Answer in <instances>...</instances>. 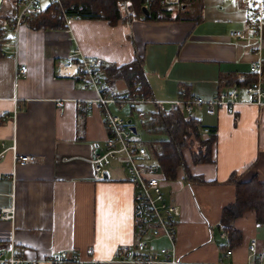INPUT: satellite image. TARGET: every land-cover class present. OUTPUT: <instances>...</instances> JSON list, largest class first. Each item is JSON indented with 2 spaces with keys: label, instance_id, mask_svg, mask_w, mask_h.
I'll return each instance as SVG.
<instances>
[{
  "label": "crops",
  "instance_id": "0c3cea01",
  "mask_svg": "<svg viewBox=\"0 0 264 264\" xmlns=\"http://www.w3.org/2000/svg\"><path fill=\"white\" fill-rule=\"evenodd\" d=\"M14 1L0 0V23L7 22ZM198 1L199 14L180 20L172 19V12L173 17L162 21L140 18L111 25L80 19L63 28L37 30L23 21L16 60L0 54V209H13L12 219L0 220V250L5 255L13 242L15 251L33 264H51V255L60 251L87 259L88 248L100 264H124L114 261L115 251L134 243L137 233L123 159L111 162L107 179H93L89 159L103 149L105 128L95 104L84 111L76 102H93L98 92L84 89L77 78L58 77L55 67L78 61L70 57L72 51L100 58L106 87L125 93V81L105 78L104 70L128 64L138 55L150 98L171 101L183 87L189 95L209 99L237 87L240 98L247 100L237 77L249 80V66L256 59L253 30L246 22L250 0ZM41 3L47 7L46 1ZM230 31H240L246 39L229 37ZM261 54L264 58V41ZM17 65L27 67L25 77H15ZM109 109L120 115L126 107ZM197 120L199 129H214L210 162L195 164L183 150L193 179L185 180L178 168L162 188L176 207V254L183 264L244 263L254 237L264 258V223L256 221L252 210L233 221L241 238L232 249L221 250L227 236L221 239L219 228L221 210L234 198L232 180L243 183L256 177L264 182V105H238L233 115L201 112ZM11 146L19 155L34 156L35 162L13 166ZM167 246L162 238L153 242L155 250ZM226 250H231L227 257Z\"/></svg>",
  "mask_w": 264,
  "mask_h": 264
},
{
  "label": "built area",
  "instance_id": "2783aa9c",
  "mask_svg": "<svg viewBox=\"0 0 264 264\" xmlns=\"http://www.w3.org/2000/svg\"><path fill=\"white\" fill-rule=\"evenodd\" d=\"M42 0H15L9 13L7 22L0 23V54L7 55L16 60L18 52V31L27 18H35L43 9ZM47 6L57 8L64 23L73 20H80V16L74 13V6H63L62 0H44ZM151 1V0H149ZM183 0H160L161 4L178 5ZM232 1V0H227ZM147 7V5H144ZM246 22L253 30L252 47L255 48L256 59L250 63L249 80L243 75L237 77V84L248 96L242 100L237 87L220 90L215 96L204 99L199 96H186L182 87L178 89L177 97L171 101H160L149 97L127 94L116 90H109L101 79L103 75V61L100 58H84L78 51H72L70 57H78L76 62H58L55 73L58 77L77 78L84 89L92 88L98 92L97 98L93 101L76 102L77 109L89 111L92 104H95L100 111L104 124L106 138L102 150L94 151L89 159L92 166V177L99 181L104 179V173L113 160L122 157L124 168L127 174V181L132 187L133 204V227L137 233V240L131 244H123L118 247L113 256L114 261L124 264H183L176 254V207L169 202L162 191L165 181L163 172L157 162L151 157L150 152L140 143L137 138V130L132 120L113 113L109 106L117 109L129 105L130 109L138 119H143L146 113L139 106L168 104L172 109H180L186 117L197 119L199 113L212 116L217 110H224L227 114L233 115L238 105H264V83L262 72L264 70V58L261 49L264 41V0H250L246 11ZM229 37L238 41L246 39L240 31H230ZM16 62V61H15ZM15 77H25L27 67L17 65ZM135 128V133L132 130ZM201 136L207 138L209 129L201 127ZM12 151L13 166H24L35 162L32 155H19L14 151L13 146L8 148ZM2 154V153H1ZM0 154V155H1ZM150 157L152 159H150ZM13 217L11 207L0 209V220H9ZM264 229V225H263ZM226 233L220 234L221 239H226ZM165 239L167 247H153L157 239ZM8 255L0 250V264H33L26 260L19 252L15 251L13 242L9 243ZM85 257L80 254L68 256L66 252L60 251L51 255L48 262L51 264H100L92 258V249L85 250ZM231 254L226 250L225 257ZM225 264V263H224ZM237 264H264L262 253L258 249V241L252 237L247 245V257L244 263Z\"/></svg>",
  "mask_w": 264,
  "mask_h": 264
},
{
  "label": "trees",
  "instance_id": "16d2710c",
  "mask_svg": "<svg viewBox=\"0 0 264 264\" xmlns=\"http://www.w3.org/2000/svg\"><path fill=\"white\" fill-rule=\"evenodd\" d=\"M62 4L65 7L73 5L74 13L79 14L81 19H101L111 25L118 21L140 18L145 21H162L173 17L172 12L162 5L160 0H62ZM144 5H147L146 16L141 11ZM172 19L180 20V17L176 14ZM24 21L28 27L35 30L63 28L65 25L60 11L51 6L42 9L35 18H27ZM104 75L108 79L124 80L127 94L152 97L149 82L143 71L142 57L138 55L128 64L106 68ZM183 89L188 96L186 89ZM153 107L149 114L139 119L141 130L153 136L152 140L145 142V146L166 180H173L178 168L183 170L185 180H192L193 177L185 166L183 150H189L191 160L195 164L210 162V150L215 140L214 129L210 127L208 137L201 139L197 119L186 117L180 109H164L159 105ZM232 182L233 201L221 210L219 228L227 235L226 245L220 246L221 250L232 249L239 244L240 233L232 224L243 212L252 210L256 221L264 223V182H258L256 177L243 183L234 180Z\"/></svg>",
  "mask_w": 264,
  "mask_h": 264
},
{
  "label": "rangeland",
  "instance_id": "374dc122",
  "mask_svg": "<svg viewBox=\"0 0 264 264\" xmlns=\"http://www.w3.org/2000/svg\"><path fill=\"white\" fill-rule=\"evenodd\" d=\"M182 5H185L184 8ZM199 1L198 0H183L182 3L178 5H169L167 8L175 13L178 14V16L183 17V18H195L197 14H199ZM126 109H124L122 112H119L120 116L125 117V119L132 118L133 124L136 125L137 127V135L136 138L139 140L140 143L146 145V141H150L153 139V136L150 135L149 133H146L141 130L140 125H139V119L133 115L130 106L125 105ZM164 109H170V105L165 104L163 105ZM138 109L144 111L147 114H149L150 111L154 109V107L144 104L138 107ZM189 151V150H188ZM166 181H162V183H165Z\"/></svg>",
  "mask_w": 264,
  "mask_h": 264
},
{
  "label": "water",
  "instance_id": "95a60500",
  "mask_svg": "<svg viewBox=\"0 0 264 264\" xmlns=\"http://www.w3.org/2000/svg\"><path fill=\"white\" fill-rule=\"evenodd\" d=\"M141 11H142V13L144 14V15H148V11H147V8L146 7H142L141 8ZM132 130L134 131V133H135V128L134 127H132ZM108 178V174H107V172H105L104 173V179H107Z\"/></svg>",
  "mask_w": 264,
  "mask_h": 264
}]
</instances>
